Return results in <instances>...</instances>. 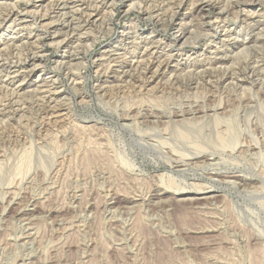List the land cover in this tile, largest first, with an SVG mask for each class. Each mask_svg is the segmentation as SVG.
I'll list each match as a JSON object with an SVG mask.
<instances>
[{
  "label": "rangeland",
  "instance_id": "obj_1",
  "mask_svg": "<svg viewBox=\"0 0 264 264\" xmlns=\"http://www.w3.org/2000/svg\"><path fill=\"white\" fill-rule=\"evenodd\" d=\"M0 3V264H264V0Z\"/></svg>",
  "mask_w": 264,
  "mask_h": 264
},
{
  "label": "bare ground",
  "instance_id": "obj_2",
  "mask_svg": "<svg viewBox=\"0 0 264 264\" xmlns=\"http://www.w3.org/2000/svg\"><path fill=\"white\" fill-rule=\"evenodd\" d=\"M25 1V0H24ZM103 1V0H102ZM106 1V0H105ZM251 1V0H250ZM211 2H212V0H211ZM179 3H180V0H179ZM209 3H210V1H209ZM209 3H203V4H201L200 6H198L197 7V9H200V11H208L209 10V8L210 7H212L211 6V4H209ZM216 3V2H215ZM1 4V3H0ZM51 4V3H50ZM181 4V3H180ZM239 4V3H238ZM6 5V4H5ZM141 5V4H140ZM49 6V5H48ZM131 6V5H130ZM100 7V6H99ZM97 8V7H96ZM180 9V8H179ZM38 10H39V8H38ZM139 10V9H138ZM74 11V10H73ZM145 12V11H144ZM198 12H199V10H198ZM97 13V12H96ZM201 13V12H200ZM110 14V13H109ZM146 14V13H145ZM207 14V13H206ZM97 15V14H96ZM90 16V18H88V20L90 21V19L92 20L94 17H91V14L89 15ZM95 16V15H94ZM97 17V16H96ZM174 17V16H173ZM43 18V17H42ZM251 18V17H250ZM97 19V18H96ZM149 19V18H148ZM170 19V18H169ZM69 21V20H68ZM87 21V20H86ZM105 21V20H104ZM252 21V20H251ZM96 21H92V23H93V25H95L94 23H95ZM103 22V20L101 21V23ZM108 22V21H107ZM89 23V22H88ZM219 23V22H218ZM217 23V24H218ZM260 23V22H259ZM216 24V25H217ZM45 25V24H44ZM214 25V24H213ZM33 26V25H32ZM31 26V27H32ZM82 26V25H81ZM102 26V25H101ZM136 26V25H135ZM254 26V25H253ZM256 26H257V24H256ZM218 27V26H217ZM40 28H41V26H40ZM44 28V27H43ZM45 28H47V26L45 27ZM108 28V27H107ZM219 28V27H218ZM224 28V27H223ZM259 28V27H258ZM160 29V28H159ZM222 29V28H221ZM43 30V29H42ZM249 30V29H248ZM252 30V29H251ZM264 30V29H263ZM87 31V30H86ZM122 32V31H121ZM120 32V34H122ZM129 33H130V31H128ZM135 32H137V31H135ZM224 32H228V31H226V30H224ZM19 33V32H18ZM91 33V32H90ZM125 33V32H124ZM123 33V34H124ZM126 33H127V31H126ZM134 34H136V33H134ZM176 34H177V32H176ZM225 34V33H224ZM137 35V34H136ZM53 36V35H52ZM129 36V35H128ZM175 36V35H174ZM137 37V36H136ZM133 38V37H132ZM183 38H184V36L182 37L181 35H179L178 36V34H177V41H182L183 40ZM256 38V37H255ZM39 39V38H38ZM123 39H125V37L123 38ZM122 39V40H123ZM130 39V38H129ZM137 39V38H136ZM121 40V39H120ZM126 40V39H125ZM132 40V39H131ZM135 40V38L133 39V41ZM143 40V39H142ZM145 40V39H144ZM147 40V39H146ZM147 41H149V43L148 44H150V41L151 40H147ZM53 42V41H52ZM124 42V41H123ZM138 42H139V40H138ZM244 42V41H243ZM243 42H242V45H243ZM249 43H250V41H248ZM248 42H246V43H248ZM24 43V42H23ZM144 43V42H143ZM152 43H154V42H152ZM252 43V42H251ZM234 44V43H233ZM232 44V45H233ZM22 45V44H21ZM50 45V44H49ZM83 45V44H82ZM119 45H120V43H119ZM118 45V46H119ZM135 45H139V44H135ZM141 45V44H140ZM143 45V44H142ZM155 46V43H154V45H153V47ZM158 46V45H157ZM75 47V46H74ZM89 47V46H88ZM91 47V46H90ZM115 47H117V46H115ZM22 48V47H21ZM156 48V47H155ZM154 48V49H155ZM5 49H7V48H5ZM72 49V48H71ZM147 49V48H146ZM149 49V48H148ZM239 49V48H238ZM144 50V49H143ZM36 52V51H35ZM212 52V51H211ZM241 52V51H240ZM32 53V52H31ZM8 55V54H7ZM69 55V54H68ZM75 55V54H74ZM174 55V54H173ZM180 55V54H179ZM234 55V54H233ZM5 56V55H4ZM175 57H178V54H176V55H174ZM198 56V55H197ZM226 56V55H225ZM38 57V56H37ZM172 57V56H171ZM9 58V57H8ZM31 58V57H30ZM4 59V58H3ZM33 59V58H32ZM169 59H171V58H169ZM231 59V58H230ZM68 60H70V59H68ZM160 60V59H159ZM168 60V59H167ZM190 60V59H189ZM161 61V60H160ZM209 61V60H208ZM56 62V61H55ZM154 62V61H153ZM166 62V61H165ZM20 63V62H19ZM167 63V62H166ZM17 64V63H16ZM160 64H162V63H160ZM168 64V63H167ZM20 65V64H19ZM64 65V64H63ZM123 65V64H122ZM150 65V64H149ZM1 66V65H0ZM15 66V65H14ZM152 66V65H151ZM162 66V65H161ZM233 66V65H232ZM32 67H33V65H32ZM148 67V66H147ZM154 67V66H153ZM157 67H159L158 65H157ZM166 68V67H165ZM70 69V68H69ZM164 69V68H163ZM30 70V69H29ZM167 70V69H166ZM154 71V70H153ZM155 72V71H154ZM171 72V71H170ZM188 72V71H187ZM222 72V71H221ZM162 73L164 74V70H162ZM29 74H31V75H33L34 74V70L33 69H31L30 71H29ZM123 74V73H122ZM129 74V73H128ZM154 74V73H153ZM156 74V73H155ZM186 74V73H185ZM151 75V74H150ZM28 76V75H27ZM30 76V75H29ZM65 76V75H64ZM126 76V75H125ZM154 77V75H151L150 77ZM162 76V75H161ZM7 77V76H6ZM150 77H149V79H150ZM152 77V78H153ZM223 77V76H222ZM27 78V77H26ZM154 79V78H153ZM188 79V78H187ZM215 79V78H214ZM168 80V79H167ZM200 80V79H199ZM168 82H170V80L168 81ZM176 83V82H175ZM190 83V82H189ZM200 83V82H199ZM20 84V83H19ZM261 85V84H260ZM178 88V87H177ZM113 89V88H112ZM199 89H202L201 87L199 88ZM18 90V89H17ZM246 90V89H245ZM40 91V90H39ZM209 91V90H208ZM29 93V92H28ZM164 94V93H163ZM26 95V94H25ZM34 95V94H33ZM258 96V95H257ZM44 97V96H43ZM39 98V97H38ZM15 102V101H14ZM153 102V101H152ZM221 102V101H220ZM227 104V103H226ZM262 104V103H261ZM213 105V104H212ZM51 106H53V105H51ZM139 106V105H138ZM194 106V105H193ZM22 107V106H21ZM122 107V106H121ZM130 107V106H129ZM50 108V107H49ZM175 109V108H174ZM24 110V109H23ZM57 110V109H56ZM29 111V110H28ZM40 112V111H39ZM195 112H197V111H195ZM14 113V112H13ZM262 113V112H261ZM41 115V114H40ZM51 116V115H50ZM55 116V115H54ZM26 118V117H25ZM9 120V119H8ZM43 121V120H42ZM201 121V120H200ZM54 122V121H53ZM181 122V121H180ZM167 123V122H166ZM200 123V122H199ZM191 124V123H190ZM218 124V123H217ZM167 125V124H166ZM188 125V124H187ZM192 125V124H191ZM189 126V125H188ZM194 127V126H193ZM161 128V127H160ZM191 128H192V126H191ZM167 130V129H166ZM201 130V129H200ZM220 130V129H219ZM228 132V131H227ZM147 133V132H146ZM207 133V132H206ZM217 133V132H216ZM138 134V133H137ZM182 134V135H181ZM181 134H179V135H181L180 137L182 138V136H184L183 135V133H181ZM7 135V134H6ZM187 136V135H186ZM217 138H218V136H217ZM219 139V138H218ZM221 139V138H220ZM163 140V139H162ZM182 140V139H181ZM222 140V139H221ZM255 140V139H254ZM257 140V139H256ZM185 141H186V139H185ZM224 142V141H223ZM162 143V142H161ZM188 143V142H187ZM222 143V142H221ZM162 146H163V144H162ZM168 146V145H167ZM169 146H170V144H169ZM190 146H192V145H190ZM195 146V145H194ZM164 147V146H163ZM196 147H200V146H197L196 145ZM204 149V148H203ZM202 149V150H203ZM199 150H201V149H199ZM173 151V150H172ZM205 152V151H204ZM166 153V152H165ZM173 153H174V151H173ZM178 153V152H177ZM256 153V152H255ZM260 153V152H259ZM182 154V153H181ZM177 155V154H176ZM178 155H180V153H178ZM186 154H184L183 156H185ZM264 155V154H263ZM182 156V155H181ZM187 156V155H186ZM188 157H190V156H188ZM255 157V156H254ZM171 159V158H170ZM202 163H203V161H202ZM206 164V163H205ZM235 164V163H234ZM237 164V163H236ZM175 167V166H174ZM160 178V177H159ZM162 178V177H161ZM161 181H163L162 179H160ZM177 180V179H176ZM169 181V180H168ZM168 181H167V183H168ZM174 181V180H173ZM224 182V181H223ZM170 184V183H169ZM197 185V184H196ZM175 187V186H174ZM206 187V186H205ZM176 188H177V186H176ZM197 189V188H196ZM245 189V188H244ZM184 190V189H183ZM170 191H172V190H170ZM240 192V191H239ZM159 199V198H158ZM124 201V200H123ZM9 203V202H8ZM202 204V203H201ZM32 263V262H31Z\"/></svg>",
  "mask_w": 264,
  "mask_h": 264
}]
</instances>
